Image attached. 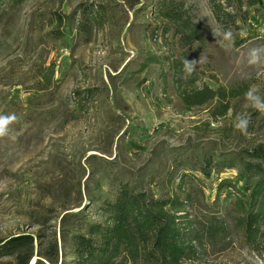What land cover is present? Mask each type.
I'll use <instances>...</instances> for the list:
<instances>
[{"label":"rangeland","instance_id":"rangeland-1","mask_svg":"<svg viewBox=\"0 0 264 264\" xmlns=\"http://www.w3.org/2000/svg\"><path fill=\"white\" fill-rule=\"evenodd\" d=\"M98 10L105 16L82 31ZM213 30H230L231 41ZM253 48L264 51V0L0 1V118H10L0 134V247L30 236V264H49L41 256L57 242L68 264L73 235L103 222L127 186L185 203L165 212L183 215L198 238L178 263L158 254L130 264H264L235 206L237 167L264 149V112L244 107L250 87L264 96ZM185 59L197 62L186 79ZM88 90L81 112L74 93ZM241 112L247 134L232 126ZM2 253L0 263L13 261Z\"/></svg>","mask_w":264,"mask_h":264},{"label":"trees","instance_id":"trees-1","mask_svg":"<svg viewBox=\"0 0 264 264\" xmlns=\"http://www.w3.org/2000/svg\"><path fill=\"white\" fill-rule=\"evenodd\" d=\"M0 1L2 4L12 3L14 6H21L25 0ZM162 3L160 9L164 13H170L171 9L166 2ZM104 16L105 13L98 10L91 13L89 18L84 17L87 22L81 25V30H87L88 27L91 29ZM184 38L190 40L189 36ZM74 94L77 105L75 108L84 112L93 94L89 90ZM247 158L253 162L243 160L242 165L238 167L236 165L244 182L235 202L239 213L238 224L250 248L263 254L264 149L248 151ZM255 161L258 162L254 163ZM226 165L234 164H223L221 169ZM117 195L115 201L107 202L102 209L103 222L88 225L86 234L76 232L73 235L70 252L72 259L68 264H130L153 260L151 258L158 254L162 255V258L178 263L188 256L189 250H194L192 244L198 240L193 234L194 229L182 225L185 222L181 219L183 215L177 216L175 213L172 215L164 209L168 207L178 214L183 212L185 203L179 199L153 201L144 193L132 192L127 186L121 187ZM3 250L6 251L5 256L12 258L13 261L0 264H30L33 259L34 242L32 237L23 235L5 242L0 247V255L3 254ZM41 257L48 260L49 264H64L63 261L59 262L57 242L49 244L45 255ZM35 264L42 262L38 261Z\"/></svg>","mask_w":264,"mask_h":264},{"label":"clouds","instance_id":"clouds-1","mask_svg":"<svg viewBox=\"0 0 264 264\" xmlns=\"http://www.w3.org/2000/svg\"><path fill=\"white\" fill-rule=\"evenodd\" d=\"M216 41L218 43H224L231 41L232 32L230 30L219 31L213 30ZM264 59V51L261 49L253 48L248 53V63L251 65H255L260 63ZM197 62L189 61L185 59L183 61V72L184 78H188L195 71ZM245 108L254 109L256 111L264 112V96L259 94V91L256 87H250L245 93ZM8 117L0 118V134H3L5 131V126L9 122ZM249 125V116L243 112L238 113L233 121V128L240 132L241 134H247Z\"/></svg>","mask_w":264,"mask_h":264}]
</instances>
